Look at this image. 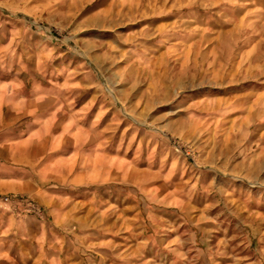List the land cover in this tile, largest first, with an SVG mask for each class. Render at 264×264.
<instances>
[{
    "label": "rangeland",
    "instance_id": "rangeland-1",
    "mask_svg": "<svg viewBox=\"0 0 264 264\" xmlns=\"http://www.w3.org/2000/svg\"><path fill=\"white\" fill-rule=\"evenodd\" d=\"M0 55L77 114L87 202L123 216L63 233L79 264H264V0H0Z\"/></svg>",
    "mask_w": 264,
    "mask_h": 264
},
{
    "label": "crops",
    "instance_id": "crops-1",
    "mask_svg": "<svg viewBox=\"0 0 264 264\" xmlns=\"http://www.w3.org/2000/svg\"><path fill=\"white\" fill-rule=\"evenodd\" d=\"M26 70L20 56L0 55V264H79L63 233L91 224V213L104 231L105 219L123 216L107 218L112 210L102 203L104 187L96 191L97 209L87 202L93 178L77 160V114L67 110L56 88L28 79ZM19 195L34 198L47 220L16 214L3 200Z\"/></svg>",
    "mask_w": 264,
    "mask_h": 264
},
{
    "label": "built area",
    "instance_id": "built-area-1",
    "mask_svg": "<svg viewBox=\"0 0 264 264\" xmlns=\"http://www.w3.org/2000/svg\"><path fill=\"white\" fill-rule=\"evenodd\" d=\"M3 200L7 203H10L13 208H16V205L18 203L24 205L25 209L35 215L40 216L42 214L41 207H39L35 201L29 198H16V197H11V196H5ZM15 211V209H14Z\"/></svg>",
    "mask_w": 264,
    "mask_h": 264
}]
</instances>
